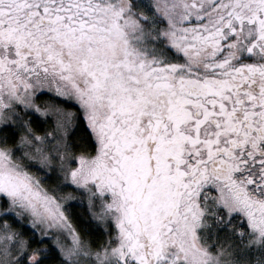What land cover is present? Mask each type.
Instances as JSON below:
<instances>
[{
  "label": "snow or ice",
  "instance_id": "obj_1",
  "mask_svg": "<svg viewBox=\"0 0 264 264\" xmlns=\"http://www.w3.org/2000/svg\"><path fill=\"white\" fill-rule=\"evenodd\" d=\"M0 264H264V0H0Z\"/></svg>",
  "mask_w": 264,
  "mask_h": 264
}]
</instances>
